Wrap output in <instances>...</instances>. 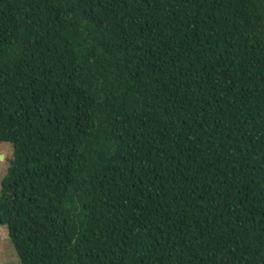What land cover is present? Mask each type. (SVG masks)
<instances>
[{
  "label": "trees",
  "instance_id": "1",
  "mask_svg": "<svg viewBox=\"0 0 264 264\" xmlns=\"http://www.w3.org/2000/svg\"><path fill=\"white\" fill-rule=\"evenodd\" d=\"M0 143L19 264H264V0H0Z\"/></svg>",
  "mask_w": 264,
  "mask_h": 264
},
{
  "label": "rangeland",
  "instance_id": "2",
  "mask_svg": "<svg viewBox=\"0 0 264 264\" xmlns=\"http://www.w3.org/2000/svg\"><path fill=\"white\" fill-rule=\"evenodd\" d=\"M12 147L8 143H0V182L8 168ZM0 264H19L5 227L0 226Z\"/></svg>",
  "mask_w": 264,
  "mask_h": 264
}]
</instances>
